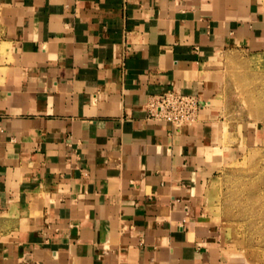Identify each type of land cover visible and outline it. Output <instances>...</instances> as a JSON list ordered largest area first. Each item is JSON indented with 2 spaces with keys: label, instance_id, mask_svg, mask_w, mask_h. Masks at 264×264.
I'll return each instance as SVG.
<instances>
[{
  "label": "crops",
  "instance_id": "1",
  "mask_svg": "<svg viewBox=\"0 0 264 264\" xmlns=\"http://www.w3.org/2000/svg\"><path fill=\"white\" fill-rule=\"evenodd\" d=\"M0 264H241L202 208L223 57L264 53L260 0H0ZM194 96L198 122L150 119ZM229 134V135H230Z\"/></svg>",
  "mask_w": 264,
  "mask_h": 264
},
{
  "label": "rangeland",
  "instance_id": "2",
  "mask_svg": "<svg viewBox=\"0 0 264 264\" xmlns=\"http://www.w3.org/2000/svg\"><path fill=\"white\" fill-rule=\"evenodd\" d=\"M264 5V0H260ZM0 32V59L6 58ZM221 144L231 130L264 121V53L232 51L223 57ZM180 129L191 127L199 120ZM179 129V130H180ZM230 134V135H229ZM233 146V140L231 144ZM221 161L203 189L202 208L216 227L223 248L241 264H264V146L243 143Z\"/></svg>",
  "mask_w": 264,
  "mask_h": 264
},
{
  "label": "built area",
  "instance_id": "3",
  "mask_svg": "<svg viewBox=\"0 0 264 264\" xmlns=\"http://www.w3.org/2000/svg\"><path fill=\"white\" fill-rule=\"evenodd\" d=\"M145 109L150 119L167 122L179 130L194 122L202 107L194 96L168 91L151 97Z\"/></svg>",
  "mask_w": 264,
  "mask_h": 264
}]
</instances>
